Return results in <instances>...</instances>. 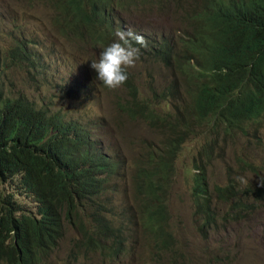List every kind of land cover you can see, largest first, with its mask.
Returning <instances> with one entry per match:
<instances>
[{
  "label": "trees",
  "instance_id": "16d2710c",
  "mask_svg": "<svg viewBox=\"0 0 264 264\" xmlns=\"http://www.w3.org/2000/svg\"><path fill=\"white\" fill-rule=\"evenodd\" d=\"M112 1L30 0L50 9L58 28L80 27L93 35L106 20L103 6ZM142 2L148 0H126V5ZM202 2L204 7L194 17L201 25L192 42L184 43L182 54L165 44L163 54L167 67L179 68L187 79L192 108L177 105L175 114L161 115L158 105L141 95L130 76L124 84L133 94L120 102L121 112L163 133L160 143H143L132 162L114 148L109 153L90 126L39 106L24 92L11 94L5 70L23 68V62H31L35 69L33 53L28 36L12 44L8 53L0 47V264H59L56 254L67 226L79 235L68 264L78 261L82 249L118 258L132 250L138 235L156 238L158 253L171 251L175 241L168 200L183 144L197 138V124L208 132L231 134L241 122L261 125L264 113V0ZM191 53L200 55V62L190 60ZM161 97L174 100L175 87L157 96ZM240 130L245 133L244 126ZM257 132L253 138L260 141ZM211 149L212 144L203 147V155L208 157ZM125 168L132 173V201L121 204L116 195L123 192L115 178ZM204 171L201 167L195 175L192 195L197 215L212 224L217 213ZM15 182L35 200L37 213L1 193L4 183ZM215 192L224 202L234 198V210L244 206L234 184L217 186ZM245 193L264 197V187L247 188ZM129 226L136 227L135 237Z\"/></svg>",
  "mask_w": 264,
  "mask_h": 264
},
{
  "label": "rangeland",
  "instance_id": "374dc122",
  "mask_svg": "<svg viewBox=\"0 0 264 264\" xmlns=\"http://www.w3.org/2000/svg\"><path fill=\"white\" fill-rule=\"evenodd\" d=\"M172 12L174 8L170 6L165 7L164 11L156 10L154 14H131L125 17V23L127 28H132L147 38L160 41L166 39L181 53V39L187 33L192 35L191 29H195L198 22L188 20L187 16L177 18ZM23 32L40 44L36 51L40 50L45 56L50 70L37 76L35 80L24 66L5 70L11 84L8 87L11 94L19 96L26 92L40 101L53 99V104L58 103L56 107L74 115V121L90 126L94 135L101 136L109 153L113 154L110 148H114L128 162L138 156L143 143H160L163 139L160 130L143 121L132 120L121 112L119 100L128 92L123 88L108 89L96 80L97 74L90 65L93 60L98 59V55L93 51L87 54L69 40L63 39L53 26L52 13L47 6L30 3L29 0H0L2 51L8 53L13 46L12 42L18 40ZM129 71L136 78L141 95L153 100L159 106L161 115L176 113L172 103L167 104L157 98L175 82L171 73L151 59L138 62ZM180 87L182 91L178 90V94L184 98L175 104L183 107L182 101L187 100L188 89L183 84ZM64 88L73 93V99L64 93ZM197 126L200 130L196 134L197 138L186 141L177 159L173 189L168 200L170 231L175 241L173 249L179 253L177 263L264 264V201L247 193L249 196L245 204L252 205L251 210L255 212L243 220L226 222L225 226L215 225L206 238L200 230V217L192 195V178L198 173L196 165L204 168L212 191L218 185L225 187L235 180L240 189L254 188L264 175V131L257 132L258 141L253 138L257 126L247 134H216L208 132L202 125ZM208 144H212V149L207 157L202 152L203 147ZM131 177L132 173L125 168L115 178L123 192L116 195L118 203L132 201ZM238 177H244L247 183H241ZM1 190L3 194H13L14 200L29 212H38L35 200L21 194L16 184L5 183ZM217 203L230 209L233 207L232 203L227 205L218 199ZM66 228L65 238L56 254L59 264H68L73 241L79 238L75 230L69 226ZM131 231L135 237L136 227L129 226V234ZM152 247L156 248L154 245ZM174 257L176 259V255L170 251L159 255L157 249L155 252L150 246L133 245L132 250L118 258L109 257L101 250L94 253L82 249L78 261H71V264H168Z\"/></svg>",
  "mask_w": 264,
  "mask_h": 264
},
{
  "label": "clouds",
  "instance_id": "9594fccd",
  "mask_svg": "<svg viewBox=\"0 0 264 264\" xmlns=\"http://www.w3.org/2000/svg\"><path fill=\"white\" fill-rule=\"evenodd\" d=\"M33 4H42V3H33ZM170 6L174 8V12H172V14L175 15L177 18L187 16L188 20L194 19L198 22L196 28L191 29L192 35H190V33H187L181 39V44H180L181 53L177 51L176 48H174L166 39L162 41L156 39H150L147 38L144 34H141L138 31H134L132 28H127V25L125 23L126 16H129L131 14H138V13L154 14V11L156 10L164 11L165 7L169 8ZM199 7L201 8L204 7L202 0H190L188 2L187 0H148L147 4H143L142 2L139 5L132 7L126 5V0H120V1L113 0L111 3H109V5L103 6V11L105 13L106 20L104 21V23H102L103 24L102 26L97 27L96 35H93L87 30L75 26L73 27V31L69 29L66 30L60 29L58 28V24L57 23L55 24L54 21H53V26L63 39L69 40L72 45L78 46L81 49V51H84L87 54L89 53V51H93L98 55V59L93 60L90 65L91 68L95 70L97 74L96 80L100 81L108 89L123 88L125 91L128 92L127 95L122 100H119V104L121 101L129 99V95L132 96L133 94L132 92L133 90L131 88H127L124 85L127 82L129 76L131 77V81L133 82L134 87L138 88L136 78L134 77L133 74H131L129 69L135 67V65L138 64V62H143L145 60L151 59L155 63L161 65L165 71L171 73L173 79H175V82L165 89V91H167V89L175 87V98H173L174 100L167 102L164 101L162 97L160 99H162L163 102H166L167 104L172 103L174 106H177V104L175 103L176 102L179 103V101L182 98H184V96L178 94V90L182 91V88L180 87L182 84L188 89V83L186 78L184 77L179 78V76H183L179 68L174 67L170 69L167 67L166 65L167 58L163 56V54L167 53L164 50V45L168 44L171 48L175 49L179 54L183 53L184 43L192 42L198 27L201 25V22L198 19L194 18L196 16V12L198 11ZM208 13H210V10L208 11ZM69 21H71V19ZM25 36H28L29 39L30 48L33 53V57H31V61L35 62V69L31 66V62H23L22 65L29 70L30 74L32 75V78L35 80L37 76L43 75L46 72H48L50 70L49 69L50 66L47 64L46 58L42 54V52L40 50L36 51L37 47H40V44L37 43L36 41H35L36 43H32L31 40L33 39L25 32H23L22 36H20L18 40L13 41L12 44L16 45L18 41H24ZM208 36L209 34L205 36L199 43H202L204 39L207 38ZM107 43L108 45H106ZM199 43L197 45H199ZM1 44L2 43L0 41V45ZM190 56H191L190 60H194L195 63L200 62L201 60L200 58H202L200 55H196L194 53H191ZM24 93L27 95L26 92ZM28 96L32 99V101L36 100L39 106L49 107L54 111L61 112L63 115L67 116V118H72V119L74 118V115L64 111L62 108L56 107L58 103L53 104V99L49 101L46 100L40 101L37 100L32 94ZM182 102L184 103V106L181 107V105H179L181 108L183 109L186 107L192 108L193 99L190 96L189 89H188L187 100H184ZM261 116L263 117L261 119L262 121L261 125H257V123L248 125L246 122H241V125L244 126V131H245L244 134H247L249 131H251L254 126H257L255 131H259V130L264 131V126H263L264 113ZM241 125L234 126L233 128L236 130L233 133H243L242 132L243 130H240ZM196 130L200 131L198 126ZM209 130L211 129L209 128ZM182 148L180 149V152ZM201 167H202L201 165H196L198 173H200ZM197 174H194L192 180ZM237 179L241 183L244 184L247 183V180L244 177H238ZM12 184H16V186L18 187L16 182ZM231 184H234L237 187V189L240 191L239 194L240 199H242L244 206H242L240 210H234L233 207L230 209L228 207H224L218 204L217 199L227 205L232 203L233 206L236 201L234 198H230L228 202H224L220 200L215 190L212 191L211 187H209L208 184V188H210L213 197L215 194L217 198V199L213 198L214 199L213 208L217 213V217L214 219V222L212 224H206L205 220L202 221L201 218L199 220L197 219L201 223L200 230L204 233L206 238H207V233L211 231L215 225L225 226L226 222L243 220L247 218L249 214L255 212V210H251L253 208L252 205L249 206L245 204L248 197V195L245 193V190L240 189V186L238 185V182L236 180ZM193 185H194V181H193ZM259 186L264 187V175L263 177L259 178V183L255 185V187H259ZM20 193L23 194L21 190ZM3 195H8V196L11 195L15 197L13 194L10 193ZM257 199L259 201H264V197H259ZM198 221H196V223H198ZM134 241H135L134 244L135 247L136 245H140L144 247L150 246V248H152L155 251V248H153L152 246L154 245L156 247V238L148 239V238L140 237L138 235V238ZM177 247H179L178 243H177ZM173 248L171 249L170 252L176 255V259L174 257L172 261L173 264H178L177 262L179 258L178 255L179 253L174 252ZM158 254L160 255L161 253ZM140 258L143 259V256H140ZM171 262H168V264H170Z\"/></svg>",
  "mask_w": 264,
  "mask_h": 264
}]
</instances>
